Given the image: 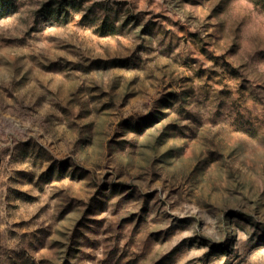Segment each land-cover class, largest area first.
<instances>
[{"label": "rangeland", "instance_id": "374dc122", "mask_svg": "<svg viewBox=\"0 0 264 264\" xmlns=\"http://www.w3.org/2000/svg\"><path fill=\"white\" fill-rule=\"evenodd\" d=\"M0 264H264V0H0Z\"/></svg>", "mask_w": 264, "mask_h": 264}]
</instances>
